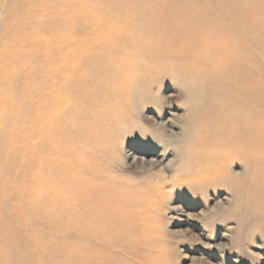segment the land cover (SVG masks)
Returning <instances> with one entry per match:
<instances>
[{"label":"bare ground","instance_id":"bare-ground-1","mask_svg":"<svg viewBox=\"0 0 264 264\" xmlns=\"http://www.w3.org/2000/svg\"><path fill=\"white\" fill-rule=\"evenodd\" d=\"M61 1L50 29L68 34L35 44L27 81L22 67L6 75L33 93L30 109L0 113V128L13 117L30 125L2 129L5 148L0 138V175L18 164L21 183L9 186L23 189L18 208L17 195L0 194L13 216L0 211V264H65L53 261L64 252L69 264H168L155 249L165 188L231 187L264 217V0ZM172 79L189 86L187 119H163L157 103L152 127L138 121ZM133 135L144 156L128 155L159 167L156 179L119 167ZM236 163L245 175L230 173Z\"/></svg>","mask_w":264,"mask_h":264},{"label":"rangeland","instance_id":"rangeland-1","mask_svg":"<svg viewBox=\"0 0 264 264\" xmlns=\"http://www.w3.org/2000/svg\"><path fill=\"white\" fill-rule=\"evenodd\" d=\"M63 5L61 0H0V113L2 117L15 108H18L20 114L24 105L27 109L32 106L31 101L28 102V96L33 93L31 81L23 84L11 78L13 85H5L6 75L16 67H22L24 76L20 81H27L26 72L35 52L33 49L35 44L57 35L68 34V28L50 29L51 19H56L55 16ZM253 26L257 27V25ZM258 32L257 29L255 33ZM50 46L48 44L42 53H47ZM24 64L27 66L23 67ZM182 85L188 86L183 79H172L163 83L150 103H142L137 107L140 112L135 118L144 125L152 127L154 121L150 117L153 114L151 109L158 107V103L165 109L163 119L174 116L186 120L184 110L189 104ZM21 122L13 117L1 125L6 123L11 130L16 127L24 130L26 125L30 127L29 122L25 125ZM7 125L0 128L2 132L0 138L4 140L2 148L8 144L7 131H2ZM139 138L140 136L133 135L121 145L122 149L117 156L119 167L124 168L126 174L134 177L135 180L150 181L157 178L159 167L142 168L135 161L133 155L136 154L140 158L144 156L135 149L137 145H141V149L143 147L139 143L141 142ZM129 153L133 155L129 156ZM146 157L149 159L152 155H146ZM168 167L173 166L168 164ZM4 171L6 175H0V194L6 191L10 196L17 195L15 206L18 208L23 189L15 191L9 185L15 181L21 183V167L18 164L16 167L14 164L4 162ZM230 173L245 175L246 170L242 164L236 163L230 169ZM164 191L166 199L159 204L162 211L157 215L161 231L155 249L157 252L160 251L161 256L166 257L168 264H264V217L257 215L256 206L241 199L234 189L219 185L190 184L184 188H165ZM0 211L7 214L8 220L13 219L9 204L3 200H0ZM21 239L26 238L23 236ZM64 240L61 241L69 243L68 237ZM43 241L44 244H48L50 250L58 248L57 244L52 243L53 239L50 237H43ZM75 243L78 244L79 240L76 239ZM105 248L109 249L108 246ZM138 250L141 252V249ZM66 253L55 254L57 257L53 261H64L65 264H69L71 261ZM138 255L137 251L132 256L138 259ZM32 259L30 256L25 264H31ZM76 264H78L77 261Z\"/></svg>","mask_w":264,"mask_h":264}]
</instances>
